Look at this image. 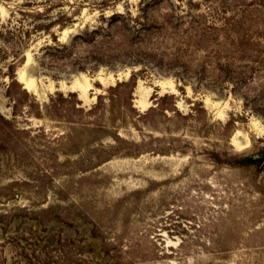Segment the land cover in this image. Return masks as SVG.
Wrapping results in <instances>:
<instances>
[{"label": "rangeland", "instance_id": "obj_1", "mask_svg": "<svg viewBox=\"0 0 264 264\" xmlns=\"http://www.w3.org/2000/svg\"><path fill=\"white\" fill-rule=\"evenodd\" d=\"M0 264H264V0H0Z\"/></svg>", "mask_w": 264, "mask_h": 264}, {"label": "trees", "instance_id": "obj_2", "mask_svg": "<svg viewBox=\"0 0 264 264\" xmlns=\"http://www.w3.org/2000/svg\"><path fill=\"white\" fill-rule=\"evenodd\" d=\"M238 159V158H237ZM258 161V159H256L254 156L252 155H249V156H243L241 158L238 159L237 162H239V164H243V165H248V164H251V163H254ZM260 161V160H259Z\"/></svg>", "mask_w": 264, "mask_h": 264}]
</instances>
